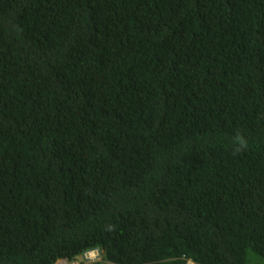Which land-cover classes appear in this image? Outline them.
Returning a JSON list of instances; mask_svg holds the SVG:
<instances>
[{
	"label": "trees",
	"instance_id": "trees-1",
	"mask_svg": "<svg viewBox=\"0 0 264 264\" xmlns=\"http://www.w3.org/2000/svg\"><path fill=\"white\" fill-rule=\"evenodd\" d=\"M264 264V0H0V264Z\"/></svg>",
	"mask_w": 264,
	"mask_h": 264
},
{
	"label": "built area",
	"instance_id": "built-area-1",
	"mask_svg": "<svg viewBox=\"0 0 264 264\" xmlns=\"http://www.w3.org/2000/svg\"><path fill=\"white\" fill-rule=\"evenodd\" d=\"M104 252L100 248H94L88 251H85L78 260L68 261V260H59L56 264H96L103 260Z\"/></svg>",
	"mask_w": 264,
	"mask_h": 264
},
{
	"label": "clouds",
	"instance_id": "clouds-1",
	"mask_svg": "<svg viewBox=\"0 0 264 264\" xmlns=\"http://www.w3.org/2000/svg\"><path fill=\"white\" fill-rule=\"evenodd\" d=\"M103 252H104V251H103ZM81 255H82V254H81ZM81 255H80V256H81ZM80 256H79V257H80ZM103 256H104V255H103ZM78 259H79V258H78ZM78 259H77V260H78ZM96 264H97V263H96Z\"/></svg>",
	"mask_w": 264,
	"mask_h": 264
}]
</instances>
